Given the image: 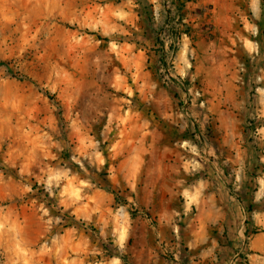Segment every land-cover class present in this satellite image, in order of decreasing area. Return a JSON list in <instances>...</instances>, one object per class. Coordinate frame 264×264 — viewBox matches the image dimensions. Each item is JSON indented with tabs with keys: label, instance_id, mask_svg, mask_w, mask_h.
<instances>
[{
	"label": "rangeland",
	"instance_id": "374dc122",
	"mask_svg": "<svg viewBox=\"0 0 264 264\" xmlns=\"http://www.w3.org/2000/svg\"><path fill=\"white\" fill-rule=\"evenodd\" d=\"M0 60V264H166L261 227L264 0H0Z\"/></svg>",
	"mask_w": 264,
	"mask_h": 264
},
{
	"label": "crops",
	"instance_id": "0c3cea01",
	"mask_svg": "<svg viewBox=\"0 0 264 264\" xmlns=\"http://www.w3.org/2000/svg\"><path fill=\"white\" fill-rule=\"evenodd\" d=\"M255 214H259L260 216H254L253 223L248 222L246 229H252V225L261 227L253 231L250 241L245 246L235 241L229 242L226 239L219 238L213 239L209 244L207 241H197L196 244L207 242L201 245L205 248L199 251L197 255L189 254L188 258L179 256L181 258L180 260L166 264H242L238 262L237 256L245 251L249 257L246 264H264V209H256ZM186 245L188 246V244ZM189 247H193L192 244H189ZM115 264H118V260ZM139 264H161V262L159 256L152 254L151 258H144L139 261Z\"/></svg>",
	"mask_w": 264,
	"mask_h": 264
},
{
	"label": "trees",
	"instance_id": "16d2710c",
	"mask_svg": "<svg viewBox=\"0 0 264 264\" xmlns=\"http://www.w3.org/2000/svg\"><path fill=\"white\" fill-rule=\"evenodd\" d=\"M6 64H7V62H5L3 60H0V65H6ZM108 189L112 191V188L111 187H109Z\"/></svg>",
	"mask_w": 264,
	"mask_h": 264
}]
</instances>
